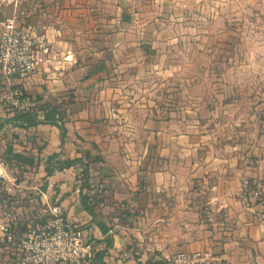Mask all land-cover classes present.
I'll return each instance as SVG.
<instances>
[{"label": "crops", "instance_id": "0c3cea01", "mask_svg": "<svg viewBox=\"0 0 264 264\" xmlns=\"http://www.w3.org/2000/svg\"><path fill=\"white\" fill-rule=\"evenodd\" d=\"M225 1L0 0V34L17 15L41 59L27 81L0 77V158L10 148L32 161L0 169L15 178L10 207L20 229L58 204L104 264H172L196 252L200 264H264L259 130L239 127L227 97L208 107L179 94L195 87L179 78L195 55L179 41L199 39L201 13ZM15 90L58 106L64 139L54 125L7 122ZM64 159H82L85 180L78 165L46 175ZM5 220L0 201V264H17Z\"/></svg>", "mask_w": 264, "mask_h": 264}, {"label": "rangeland", "instance_id": "374dc122", "mask_svg": "<svg viewBox=\"0 0 264 264\" xmlns=\"http://www.w3.org/2000/svg\"><path fill=\"white\" fill-rule=\"evenodd\" d=\"M223 3L214 5L210 13H201L206 23L195 25L205 31L199 39L179 41L182 48L190 44L195 51L193 65L179 73L182 84L190 81L195 87H181L179 94L190 93L208 107L219 105L226 97L233 100L231 110L236 109L239 127L259 130L264 143V0ZM150 94L155 95L154 91ZM215 97L218 103L213 102Z\"/></svg>", "mask_w": 264, "mask_h": 264}, {"label": "built area", "instance_id": "2783aa9c", "mask_svg": "<svg viewBox=\"0 0 264 264\" xmlns=\"http://www.w3.org/2000/svg\"><path fill=\"white\" fill-rule=\"evenodd\" d=\"M37 40L33 29L25 25L17 15L6 19L0 34V77L5 80L27 81L33 76L39 62ZM15 113L42 115L38 103L15 90L9 98ZM7 168L0 158V169ZM15 190V178L0 173V201L5 222L1 232L6 246L19 255L17 264H93L96 253L92 244L85 239L83 230L72 224L65 216L62 206H48L42 218L20 229L11 209V194ZM255 195H260L255 191ZM205 255L179 253L172 264H200Z\"/></svg>", "mask_w": 264, "mask_h": 264}, {"label": "trees", "instance_id": "16d2710c", "mask_svg": "<svg viewBox=\"0 0 264 264\" xmlns=\"http://www.w3.org/2000/svg\"><path fill=\"white\" fill-rule=\"evenodd\" d=\"M37 101V100H36ZM38 109L42 111V118L39 119L36 113H14L13 117L9 119V122L13 126L21 127V128H29L36 127L40 124L54 125L60 128L61 134H63L62 139H64L65 129L62 127L59 119V107L53 106L50 104H42L38 105ZM61 156V152L52 155L49 159L50 161H54ZM6 163L11 165L15 163L16 166L20 169L24 165H31L32 161L26 157H23L20 154H15L12 149L8 148L6 151V155L4 158ZM81 166L83 172V180L88 172V166L83 163L82 159H64L55 163V165H50L45 168V172L47 176H50L54 170L63 171L74 166ZM93 264H104L102 261V256L96 255V259ZM145 264H167L164 260L158 261H147Z\"/></svg>", "mask_w": 264, "mask_h": 264}]
</instances>
